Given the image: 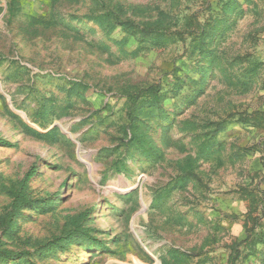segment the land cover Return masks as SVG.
<instances>
[{"label":"rangeland","instance_id":"rangeland-1","mask_svg":"<svg viewBox=\"0 0 264 264\" xmlns=\"http://www.w3.org/2000/svg\"><path fill=\"white\" fill-rule=\"evenodd\" d=\"M235 1L223 14L225 0H0V248L23 255L0 264H176L170 249L191 255L183 264H228L246 214L264 227V125L228 123L214 135L215 157L199 159L195 175L171 187L211 133L204 125L264 111V0ZM102 13L108 21L95 19ZM216 14L225 21L209 46L227 72H202L187 31ZM159 19L186 41L147 43L135 53L134 36L118 45L126 33L117 20ZM247 55L262 65L244 89L228 74L239 78ZM177 77L184 84L162 101L166 117L145 120L162 158L127 153L123 91L149 83L166 90ZM193 90L201 92L192 98ZM24 125L56 126L57 141ZM251 189L259 192L254 210L244 196ZM21 190L20 213L8 216ZM78 230L82 237H74ZM243 264H264V252Z\"/></svg>","mask_w":264,"mask_h":264},{"label":"trees","instance_id":"trees-1","mask_svg":"<svg viewBox=\"0 0 264 264\" xmlns=\"http://www.w3.org/2000/svg\"><path fill=\"white\" fill-rule=\"evenodd\" d=\"M235 3V0H225L221 6L222 13L225 14V11L232 9ZM107 18L108 14L106 13L95 16V19L99 21H105ZM184 19L188 21L189 26L192 25L190 16H185ZM162 21L163 20L159 19L152 22L146 21L135 23L130 20H117V23L121 25L123 32L126 33V36L117 42L118 45L122 47L123 43L127 41V36H134L139 41L136 50L133 51V53H135L137 50L142 49L147 43L151 46L163 47L177 40L183 42L186 41L185 37L182 36V31H171L168 26H164L162 24ZM224 21L225 19L221 15L216 14L213 17L209 16L207 19L205 18L202 23H199V25H197L199 28L198 30H196V28H192L190 32L186 30L189 35L188 37H190L186 43L189 55L199 56L200 58L204 59L203 67L199 68V71L207 72L210 69L218 68L220 71L226 70L227 72V69L222 64L221 56L216 53L214 48L209 46L210 42L213 40L212 38L223 26ZM109 25L110 27H113L112 23ZM239 60L242 62L241 58ZM246 62L247 66L243 68L239 78L234 77L235 79H233L231 78L230 74H228L233 84L244 89L251 85L253 81V75L262 65L260 60L251 55H247ZM72 84L78 89L85 90L88 88V86L81 81H74ZM183 84L184 80L177 77L176 81H174L172 85L166 90H163L160 83H149L144 85H134L123 91L126 97V120L122 131L126 138V140H123V146L127 153L131 154L135 151L153 162H157L162 158V152L160 148L155 144L154 140L147 132V124L145 120H148L151 116L161 117L164 115L166 117L167 114L164 113V110L161 107L162 101L167 95L177 93L179 89L182 88ZM200 92L201 90H195V92L193 90L192 98H195ZM45 107L46 112H48V108L50 111H53L51 105H46ZM235 121L249 123L255 126H262L264 125V111L257 110L251 113L240 114L236 119H221L219 121L213 122L212 124L204 125L203 127L210 129L211 133L203 134V138L201 140L199 139V142L196 143L195 155H188L180 164L181 172L176 177L174 184L171 186L172 188H174L176 185L183 187L186 182L190 180L193 175H195L194 171L197 167L196 164L199 159L209 160L215 157L216 150L213 148L215 144L214 135L216 132L226 127L228 123ZM183 123L184 129L192 132L196 131L197 126L195 124L191 123L190 121H184ZM24 127L25 132L36 138L50 143L57 141L58 128L56 126H52L45 132H38L28 125H24ZM1 143L9 144L5 140H2ZM130 149L132 152H130ZM216 158L218 157L216 156ZM30 175L31 173H27L25 179L23 180L22 185L24 187L26 186V181ZM168 189V187H165L164 189L158 191L156 200L161 199L163 196L162 194ZM258 193L259 192H256L253 189L244 191V196L249 199V210H254ZM25 200L26 198L24 196L23 190L19 191V193H13L12 200L10 202V210L8 211L7 215L10 216L20 213V208L23 206ZM81 216L82 214H80L78 218H81ZM244 226L245 237L242 240L232 243L228 246V264H243L249 256H257L264 252L256 247L258 243L264 244V227L262 226L261 222H259V218L253 217L251 213H247ZM82 235H84V232L82 230L81 232L78 230V232L74 234V237H82ZM20 255V253H14L10 250L0 248V261H10L15 260L18 257H23V255ZM169 256L176 264L186 263L191 257L190 254L181 252L177 249H170Z\"/></svg>","mask_w":264,"mask_h":264}]
</instances>
